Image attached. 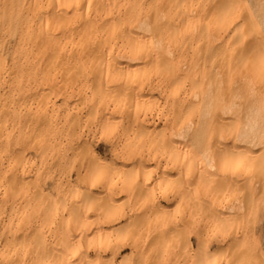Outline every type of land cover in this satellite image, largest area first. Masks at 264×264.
Here are the masks:
<instances>
[{
  "label": "bare ground",
  "instance_id": "bare-ground-1",
  "mask_svg": "<svg viewBox=\"0 0 264 264\" xmlns=\"http://www.w3.org/2000/svg\"><path fill=\"white\" fill-rule=\"evenodd\" d=\"M247 2L245 0H0V72L4 71L9 78L6 82L0 81V196L3 198L0 201V210L7 209V227L11 226L16 216L15 202L21 198L30 202L29 196H24L23 193L21 186L23 179L12 169L16 164L23 163L27 147L35 150L36 156L41 161V167L44 169L46 166H44V160L48 152L55 147L61 148L63 155L53 165L58 166L59 169L62 161L67 163L69 156L70 159L74 158L76 147L79 146V140L82 138L78 137V140L75 141V139L67 138L64 133L65 124L68 125L70 121L68 117L73 115L66 109L67 107L62 109L61 107L40 106L37 111L28 110L24 114L11 111L7 107L9 105L6 104V99L11 97L15 82L22 79L30 80L33 84L29 91L20 92L22 99L29 98L30 95L42 100L41 104L49 105L48 99L51 95L55 96L54 85L50 81L51 74L55 71H72L83 77L82 85L78 87V96L82 97L83 102H85L83 103L84 106L88 105L89 113L99 115L98 118L100 119L98 120L101 122L99 127L102 130L110 131V126L114 123L113 119L116 118L117 123L119 122L122 126L126 125L124 127L131 131V135L128 130L124 138L121 136L123 140L121 137L114 138L112 150L114 155L122 153L135 160V167L142 175L139 174L137 180H131L130 184L124 185H121L122 181L118 180L121 187L116 186V183L114 185L111 173L106 175L99 169L96 171L97 164L101 162H99L100 158L97 155L92 158L90 166L87 163L81 164L83 169L84 165L88 166L87 170L84 169L86 174H92V170L96 169H94L91 178H94L97 183L90 179L94 183L90 186L100 184L101 188L107 189L105 197L100 200L101 204H99L100 202L95 203L96 207L99 206L98 209H94V203L88 204H94L93 207L88 208L89 206H87L88 209L84 207L88 212L95 214L97 220L101 221L103 218L105 221L106 217L110 219L113 217L111 211L114 210L115 212V209L122 207L121 210H117L118 213H116L117 211L114 213V216L115 214L119 216L121 213L122 216H120L125 219L124 223H126H123L124 228L139 229L142 224V228L145 227L146 229H144L145 236L151 237L149 247L153 252L159 250L163 235L166 237L175 229H179L180 233L182 229L183 232L185 230L183 225H180L183 224L182 222L178 224L180 222L178 220V222L173 223L177 219L172 220L169 215L166 216L170 222L163 220L167 211L163 212L165 208L155 196V192L163 187L160 182L168 177L166 174H171V176L173 174V177L176 176V180L180 178L178 185L174 186L179 187V190L183 189L182 191L190 190L192 186V188L199 186L198 188L202 189L203 186L204 189L207 186L208 189L204 191V194L207 195L206 192L211 190L210 196L207 197H211L212 190L215 189L213 187L209 190L208 185L216 187L221 183L220 188H223V185L226 187L225 190L234 188L235 194L238 191L247 193L246 198H243L245 199L243 203L246 202L247 205H250L249 203L253 200L251 196L257 191V186L250 184L251 178L253 179L257 174L264 171V8L260 7L261 4L257 3V0L251 6H247ZM144 4L147 5V9L144 14H141L139 7ZM165 10L172 12L173 16H163L162 12ZM8 39H12L13 47L7 64L1 51L3 40ZM201 50L203 53L198 54ZM151 71L154 72V76H157L156 80L153 79L154 76H151ZM86 90L92 93L89 100L84 93ZM153 91H158L162 99L161 112L166 113V119L168 118L166 121L172 125L170 127L169 124V133L171 131L174 133L171 132V135L168 133V138L163 136L161 141L156 140L158 142L156 144L151 141L154 145L152 146L153 149L149 150V152L153 151L150 152L152 156H149V159L156 163V171L159 170V172L155 173L156 171H154L150 175L145 173L148 176L144 177L141 169H144V163L148 162L144 154L147 156L151 154L146 150V153L144 152V148L137 139L140 136L139 132L141 134V130L144 131L143 129H146L148 124L151 127L154 126V122L151 124L147 122V113L151 112L147 101ZM63 106H67L66 102H63ZM3 107H7V110ZM227 111L231 113L227 115ZM150 116L152 117V115ZM224 118L225 121H222ZM187 119L191 121V125L185 131L175 134L174 127L180 126L181 122ZM72 122L75 123L74 120ZM16 124L30 126L33 133L26 139L16 140L11 131ZM238 125H243V129L238 130ZM149 130L150 128L147 131ZM164 130L166 132V129ZM151 133L154 136L158 135H155L154 130ZM108 134H111V131ZM154 136L152 137L153 140ZM170 136H173V140L170 139ZM229 140L232 141L231 151L225 148V144ZM80 143L83 144L82 139ZM84 143H86L85 140ZM159 145L165 152L162 159L160 158L162 163L158 158L161 155L157 156L159 151L156 152ZM209 150H213L212 155L207 154L210 152ZM175 151L176 153L173 154ZM179 151L187 156V161L183 165H180L178 157H176ZM3 156L6 158L5 165L3 164ZM175 158L177 159L175 160ZM53 168L55 169V167ZM23 171L25 172V170ZM75 172V179H80V169ZM41 173L40 175L43 174ZM152 173L156 175H154V179L151 176ZM109 175L111 178L108 177ZM69 177L67 176L65 184L73 188L72 177ZM181 178L186 189L180 187L182 185L180 184ZM88 180L87 182L91 184V181ZM125 181L123 180V182ZM37 188L30 195L32 198H36L33 199L37 204L31 205L30 213L23 221L29 224L33 220L44 219L47 222L59 224L63 219L72 222L79 219L75 223L78 224L77 227L79 228L75 227L72 222L71 224L67 222L71 228H69L70 232H68L69 230H61L62 234H60V230L56 231L55 235L61 236V238L59 237L62 245L60 249H63L62 252H68L67 255L71 256L72 251H67L71 244H78L79 248L81 239L84 238L85 243L90 245L91 241L89 242L88 236L85 235L88 231L85 229L88 228L84 229L85 223L89 220L84 219L88 212L83 216L85 210L79 208L84 206L83 202L87 201L84 200L81 204L80 199H77L80 202L79 207L78 205L75 206V203L70 205L74 200L68 204L70 206H67L65 201L60 200L57 201L58 203H53L55 201H51L43 193V189L38 190ZM169 189L171 190V187ZM87 190L85 189V191ZM174 190L177 191L175 188ZM174 190L172 192H175ZM83 192L82 190L80 196L86 198L88 193L81 195ZM121 192L131 193L133 200L131 199L127 204L118 205L120 207L117 208L113 200ZM197 192L195 195L199 194ZM178 193L180 192L177 191L176 194L173 193L168 197L169 195L164 192L166 202L169 204L177 199H183L182 202H184V194ZM214 194L215 197L212 196L209 199L211 201L209 208V203L205 201L204 197L203 199L199 195L194 197L195 206L192 205L191 210L189 209L190 216L201 208L199 212L204 211V215L202 213L204 220L221 222L223 225L226 223V228L229 224L234 226V221L235 228L238 224L241 225L244 211L240 202L239 205L236 204L237 206H234L235 204L228 207L223 205L226 208L225 211H222L220 205H217L220 200H217L216 189ZM88 195L90 196V194ZM133 196H136L134 197L135 200ZM44 198L49 201L47 204L43 203ZM38 200H40V204H38ZM204 202L206 203L204 204ZM203 204L207 208L204 209ZM85 205L87 204L85 203ZM183 206H185L184 203ZM226 212L234 214L235 220L232 218V224L229 223V219L233 215H226ZM160 213H164V215L162 214L163 219ZM158 214L166 224L162 222L164 225L161 224L157 228L154 226L155 228L151 229L150 227L153 225L147 228L149 220L146 221L145 219L149 215L154 219V215L158 216ZM239 216H243L241 224L237 220ZM82 220L86 222L80 225L81 228L84 225L81 232L79 231L82 230L79 222ZM97 220L94 219L95 222L92 220L94 223L92 221L87 222L88 225L90 224L87 226L91 227L90 222H92L95 229L97 222H100ZM142 222L146 223L143 224ZM71 225L75 227L76 231ZM100 225L102 226L103 222L97 224V227ZM7 227L4 230L7 235L3 236L2 244L4 254L16 248L20 238L31 233L30 229H25L23 233L15 234ZM95 230L92 228L91 231H94L93 234L97 236L94 238L97 240L106 231L99 228L95 234ZM177 230L175 232H178ZM77 231L78 234L84 232L83 235L86 237L80 235L79 239L74 238L72 235H75ZM91 231L89 229L87 233L92 235ZM231 232V236L228 234L229 237H232ZM33 234L41 239L40 246L43 245L44 250L50 252L51 250L44 243L42 236L39 233ZM211 238L207 239L208 243L209 241L212 243ZM234 239L226 244V248H230L231 253H234L231 257L218 251L214 258H211L206 250L203 251L204 253L200 250L198 262L200 261V264H264V255L256 246L249 244V247L246 248L247 243L245 241L246 246L243 248L242 242H238V237L235 236ZM107 241V244L104 243V245H109L108 248L111 247L112 249L111 251L109 248V254L113 253L116 245H120L116 243L112 247ZM82 243H84L83 240ZM84 246L80 248L83 247L84 249ZM131 246L135 253L141 249L139 244ZM43 248L37 250L45 252ZM22 249V252H17L18 254L21 253L17 262L11 257L7 259L1 253L0 264H9L11 260L16 262L12 264H30L29 258L32 254L30 255V252ZM97 251L95 250V254L91 256H95V260H93L95 264L107 262V256L106 261L103 260V262L101 253ZM115 251L112 256L119 253V249L116 248ZM170 251H166L169 253L167 254L169 255V257L167 256L168 259L171 258L170 253L173 254L172 250ZM80 252L86 253L79 250L78 256L75 252L76 255L71 258L69 256L68 259L63 254L64 257L60 256L57 264H67L68 262L74 264L71 260L76 261L78 258L76 261L78 264H84V262L87 264L88 261L89 264L91 262L94 264L92 261L94 258L91 257L89 260L88 258L81 260Z\"/></svg>",
  "mask_w": 264,
  "mask_h": 264
},
{
  "label": "rangeland",
  "instance_id": "rangeland-1",
  "mask_svg": "<svg viewBox=\"0 0 264 264\" xmlns=\"http://www.w3.org/2000/svg\"><path fill=\"white\" fill-rule=\"evenodd\" d=\"M245 1H248L246 3L247 6H251L255 0H245ZM257 3L261 4V6H260L261 8L262 7L264 8V0H257ZM146 9H147V5L144 4V5L139 7V12L141 14H144L146 12ZM162 15L165 17H172L173 13L165 10L164 12H162ZM2 44H3V49L1 51V54H2V57L5 60V62L8 64L11 53H12V47H13L12 39L3 40ZM201 53H203V50L198 52V54H201ZM150 74L152 77L154 76V72L151 71ZM156 77L157 76H154L153 79H155ZM8 79L9 78L4 71L0 72V81L1 82H6ZM82 80H83V77L80 76L79 73H73L72 71L71 72L55 71L54 73H52L50 81H51V84L54 85L55 96L54 95L50 96V98L48 99L49 105L48 104L47 105L41 104L42 100H40L38 97H32L30 95H29V98L27 97L25 99H22L20 97V92H22V91L27 92V91H29L30 88L33 87L32 82L30 80H26V79H22L21 81H19V80L16 81L14 84L15 86H13L14 88H13L11 97L6 99V104L9 105L7 107H9L11 111H14L16 113H21V114L26 113L28 110H31V112H35L39 109L40 106L55 107V108L61 107L62 109L64 107L65 108L67 107L66 109L69 110L70 112H72L73 115L68 117V119L70 121H69L68 125L65 124L66 130L64 131V133H65L67 138L75 139V141L78 137H82L81 139L83 140V144H84L83 145L80 143L81 142V139H80L79 140L80 144L78 143L79 146L77 145L78 147H76L77 150L75 151L74 158L70 159L71 157L69 156V158H67V161H66L67 163H64L65 161H62L61 165H60L61 167H59V169H58V166H53L55 164V161L63 155L62 149L57 148V147H55L53 150L49 151L47 156L45 157L44 166L46 165L45 166L46 170L43 167H41L42 166L41 161L36 156L35 150H33V148H31V147H27V149L25 151L26 152L25 153V160L23 161V163L16 164L14 166V168H12L18 174V176L23 179L21 182V186L23 188V193H24V196H27V195L29 196L30 202L25 201L23 198H21L15 202L14 207H15L16 216L13 219L10 227H7V209L4 208V209L0 210V254L2 253L4 255V257H6L7 259H9L11 257V259L13 258L12 260L17 262L19 260L18 256H20V254H21V253L20 254H18V253L22 252L21 251L22 248H23L22 250L25 249L27 252H30V255L32 254L29 258L30 264H57L58 261L60 260V258L64 257L63 254L67 256V259L70 256V255H67L68 252H66V251L62 252L63 249L62 250L60 249L62 247L61 239H60L61 236H56L55 233L57 230H60V232H59L60 234H62L61 230L68 231L70 228L68 223L71 224L72 221H68V219H65V220L63 219L62 221L59 222V224L58 223H50L49 221L47 222L44 219H40V220L36 219V220L31 221L29 224H26L23 221L26 217H28L30 210H31V205L33 206V205L37 204L36 202H34V200L36 198L33 197V198H35V199H33L32 196H30V195H32V193H34V191L36 190L37 187H38L37 188L38 190L43 189V191H44L43 193L45 195H47L51 201H55L53 203H58L60 200V201H65L67 206L73 205V203H75L74 205L77 206L78 204L80 205L79 201H81V204H82V202L85 200L88 203L83 202L84 206L79 207V205H78V207L79 208H84V207L87 208V206H89L88 208H90L91 206L93 207L94 204L97 202H100L99 204H101L100 200L105 197V195H106L105 192H107V189L104 190L103 188H101L102 186H99L100 184L99 185L95 184V186H90V185H94V183H97L94 181L95 180L94 178L93 179L91 178V177H93L92 176L93 171H95L96 169H97L96 171L101 170V171H103L102 173L105 172L106 175L108 173L109 174L111 173L112 178L110 175L108 177L113 179L112 181L114 182V185H115V183L117 184L116 186H120L119 181H122L121 185L130 184L131 180H137V178L140 174L138 168L135 167V163H136L135 160H133L132 158H130L128 156L123 155L122 153L121 154L118 153V155H114L113 150H112L114 147V146L112 147V144L114 145V142H112V141H114V138L116 139L117 137H121V136L124 138L125 133H128L126 131H128L129 128L127 129V127H124L126 125L122 126L119 122L117 123L116 121H118V120H115L116 118L113 119L114 123L112 124V126H110L111 127L110 128L111 134H108L110 131L106 132L105 131L106 129L102 130L99 127V125H101V122H99L100 120H98V119H100V118H98L99 115L89 113L88 108H87L88 105L84 106L83 103H85V102H83L81 96H78V87H80V85H82V82H81ZM30 93H31V91L29 92V94ZM84 93H85V96L88 100L91 99L92 93L89 90H86ZM63 102H66L67 106L62 107ZM147 103H148L149 108L151 109L150 111L152 112V114H151V112L147 113V116H148L147 122L150 124L154 122L153 123L154 126L151 127V125L148 124V127L146 129H143L144 131L141 130V134L139 132V135H140V136H138L139 138L137 137L139 144L141 143V146L144 148L143 149L144 152H145V150H146V152H149L150 149H153L152 146L154 144L158 143V142H156V140L161 141L160 139H162L163 136L165 138H168L169 137L168 135L172 132L171 131L169 133L170 127L172 125L168 121H166V120H168V118L166 119V113L161 112L162 111V99H161L158 91L157 92L153 91V93H151L150 98L147 101ZM7 107H3V108H5V110H7L6 109ZM153 113H154V115H153ZM161 113H162V115H161ZM230 113H231L230 111H227V115H229ZM149 115H152V117H154V118H152L150 116L152 118L151 119L149 117ZM169 119L171 120V118H169ZM73 120L75 121V123L72 122ZM165 121L168 123H166ZM222 121H225V118ZM169 124H170V127H169ZM189 125H191V121L187 119L185 121H182L180 126H176V127H178L177 128L178 130L176 129V127H174L173 131H176L175 134L181 133L182 131H185V129H187ZM242 127H243V125H238L237 129L238 130L243 129ZM102 128H103V126H102ZM148 128H150L149 131H147ZM125 129H127V130H125ZM151 129H152V131H151ZM164 129H166V132ZM153 130L155 131V135L158 134L161 136H158V135L154 136V134L151 133V132H153ZM11 131H12L13 137L16 140L17 139H20V140L26 139V138L30 137V135L33 133V130L31 129V127L26 125V124H16L12 127ZM162 131H164V132H162ZM172 133H174V132H172ZM129 134L131 135L130 130H129ZM103 136H106V137L104 138ZM153 136H154L155 142L152 138ZM122 137H121V139H122ZM170 139L173 140V136L172 137L170 136ZM84 140L86 143H84ZM175 140H176V138H175ZM151 141L154 144H152ZM237 145H239V144H237ZM159 146L157 147V150H156L157 153L159 151V153H158L159 155H157V153H156V155L157 156L161 155L158 158L162 163L163 161L161 159H162L163 153H165V152H164V150H162V147L161 146L159 147ZM239 146H242V145H239ZM148 147H149V149H148ZM116 148L119 149V147H116ZM225 148H227L228 151L232 150V141L231 140L226 142ZM147 149H148V151H147ZM160 151H161V153H160ZM150 152H153V151L151 150ZM150 152H149V154H151ZM212 152H213V150H211L207 154L210 153L212 155L213 154ZM175 153H176V151L173 154H175ZM94 155H97L100 158L99 162L100 161L101 162L99 164H97L98 166L96 169L94 168L95 170L94 169L92 170V174H88V173L86 174L84 171H86L88 166H90L92 164L91 161L93 160L92 158H94ZM177 155L178 156H176V157H178V162L180 163V165H183L184 162L186 163L187 156L185 154H183V152L179 151L177 153ZM149 156H152V154L148 155V156L146 154H144V157L146 158V160H148V162L144 163L146 165V168L144 165V167H143L144 169H141V171H142L141 173L144 174V177L148 176L145 173H149V175H150V173L156 171V168H157L155 166L156 163H154V161H151V159H149ZM2 158H3V164L5 165L6 164V158L4 156ZM176 159L177 158H175V160ZM72 163H73V165H72ZM82 163L88 164L87 167L84 165V169H86V170L83 169ZM53 167H55V169ZM41 168H43V169H41ZM78 169H80V179L79 178L75 179L76 178V175H75L76 172L75 171H78ZM23 170H25V172ZM37 170H38V172H37ZM157 171L159 172V170H157ZM157 171L155 173H158ZM40 173L42 175H40ZM81 174H82V177H81ZM69 175H70V177H72V181L74 182V183L72 182L73 188H71L70 185L68 186L67 184H65L67 176L69 177ZM154 175L155 174H153V173L151 175L153 179L156 176V175L155 176ZM166 175L168 176V177L165 176V177H167V178H165L167 180H165L163 178L164 180H161L162 183L160 182V185H162L163 187L159 191L157 189L156 190L157 193L155 192V196H157L159 201L162 202L163 207L166 209V210L163 209L164 210L163 212L165 213L167 211L165 213L164 219H163L164 213H160V215L163 214L162 219L165 222L169 218H172V220L177 219L173 223H175L176 221L178 222V220L180 221V222H178V224H180L182 222L183 224H180V225H183V227L185 229L184 232H183V229L181 230L182 231L181 233L179 232V229L178 230L175 229L178 232H175V230L174 231L172 230L173 233H172V231H171V233L169 232L170 234H168V235L166 234L167 235L166 237H165V235H163L164 237H162L163 239L160 243L159 250H157V251L154 250V252H153L151 250V247H149L151 245V237L149 236V238H148L145 236L144 231L146 229H145V227L142 228V224H141V227L139 226V229L134 228V227L133 228H124L123 225L126 223H124L125 219L123 217L121 218V216H122L121 213L119 212L120 213L119 216H117L118 214H115V216H114V213L117 210H119V209L121 210V208H122V207H120L121 205H124V203L127 204L132 199L131 193L128 194L126 192H123V193L121 192V193H118L113 200L115 205H117V208H119V207L120 208L115 209V212H114V210L111 211L113 213L110 212L111 216H113V217L110 216L111 217L110 219H108L109 217H106L105 221L103 218L102 219L100 218L101 221L98 219L100 221L99 223L103 222V225H102L103 227L101 225H100V227H97V224L99 225L98 222L95 226L96 230L99 228L106 230L105 232L103 231L104 233H102V235H101L102 236L100 238L101 241H100V239L97 240L96 238H94V236L95 237H97V236L93 234L94 231L93 232L91 231L92 228H93V230H95L93 227L94 224L92 225V222L94 221V219L97 220L95 214L93 215L92 212H88V210H86V208L83 209V210H85L83 216H85V213L88 212V214L84 217V219L85 220L89 219L87 221L88 223H89V221H92V220L93 221L90 222L91 227H88L90 224L88 225V223L85 220H82L81 222H79V226L82 225L83 222L87 223V224L85 223V227H84V225H83V227H84V229L87 227L88 229H85V230H88V231L90 229L92 235H89L87 233L88 231L86 232L85 235L88 236V238H89L88 241L89 242L91 241V242L89 245V243L87 241L88 238L85 239L88 244L85 243L84 238L81 239L82 245L79 244V248L81 246H84V243H85L84 249H83V247L79 249L77 246L78 244H76V245L71 244L67 250L70 252L72 251L70 258L73 257L74 255H76L77 252L79 254V250H80V251H84L87 253V255H86V253L82 254V252H80L81 260L83 258L84 259L88 258V260H89V258L91 256H93V254H95L94 253L95 250L96 251L98 250L99 252L98 251L97 252L101 253V255L103 257L102 261L103 260L106 261L105 259L107 256V262L103 261L104 262L103 264H107V263H110V264H195V263L197 264L198 263V264H200V261L198 262V260H199V258H198L199 254L198 253L200 250L202 252L204 250H206L208 252V254H210L211 258H214V256L216 255V253H218V251H221V253L223 252L224 254L226 253L227 254V255L225 254L226 256L230 255V257H231L232 255H234V253H231L232 251L230 248H226V244L230 243L229 241L233 240L235 238V236L238 237V242H240V243L242 242L241 246H243V248H245V246H246V244H244V242L246 241V243H247L246 248L249 247V244H250V246L254 245L258 248V250L261 252V254L264 255V171L262 173L257 174L255 177H253V179L251 178L250 184H254L255 186H257V191L254 194H252L251 197L253 198V200L251 203H249L250 205H247L246 202L243 203V201H245V199H243V198L244 197L246 198L247 193L244 194V193H242V191H238V193L235 194L236 191L234 188H232V189L230 188V190L229 189L225 190V188H226L225 185H223V186L221 185L223 188H220L221 183L219 185H217L216 187L213 185L212 186L208 185V187H210L209 190L213 189V187L216 189V193L218 194L217 200H220V203H217V202L216 203H217V205H220L222 211H225V208L228 206H232V204H235L234 206H237L236 204L239 205V202H240V205H242V207H243L242 210L244 211V215H243L244 217L239 216L240 218L238 217L237 220H239L240 224H241L242 217H243V223L241 225L238 224L239 226L237 225L236 228H235V221L233 224L234 226L229 224L228 228H226L225 227L226 223H224V225H223L221 222H216V221H210L209 222L207 220H204V218H202L203 217L202 213L204 215V211L199 212V210H201V208L197 211L195 210L196 211L195 214H193L191 212L193 215L190 216L189 209L191 208L192 205L195 206L194 197H197L198 195L202 199L204 197L205 201L209 203L208 204L209 205L208 208H209L211 206L210 205L211 201L209 199H211L212 196L215 197V194H214L215 189L212 190L213 191L212 193L214 195L212 194L211 197H207V196H210L209 193L211 192V190H210V192L209 191L206 192V193H208L207 195L204 194V191H207V189H208L207 186L205 189H204V186H203V189L198 188L199 186L198 187L194 186V188H192L193 187L192 186L191 189L189 190L183 186V184H182L183 179L181 178L180 184H182V185L180 187L186 189V190L182 191L183 189L179 190V187H176L178 185L177 183L180 180V178H178L176 180L175 179L176 176L173 177V174H172V176H171V174H166ZM88 177H89V180H88ZM90 179H92L94 181V183ZM143 179H147V178H143ZM87 180L91 181V184H89L87 182ZM123 180H126V181L123 182ZM127 181H129V182H127ZM87 183H88V185H87ZM163 183H164V185H163ZM174 185H176V186H174ZM88 186H90V187H88ZM170 187H171V190L169 189ZM172 187H174L175 189H177L178 192H180L178 194H181V192L184 194V195L181 194V195H183V197H185L184 202H182L183 199H177L176 201H172L169 204L166 202V200L164 198V192H165V194L167 193L166 195H169L168 197H170V195H172L173 193L176 194V192H177ZM87 188H88V190H87ZM94 188H96V189H94ZM85 189L87 191H85ZM102 189L104 190V192ZM82 190L84 192L81 195L88 193V194H90V196L88 194H86V198H81L80 193H82ZM89 190H90V192H89ZM173 190L175 192H172ZM169 191H170V193H169ZM197 191H199V192H197ZM160 192H161V194H160ZM186 192L188 193V195ZM196 192L199 194L195 195ZM192 194H193V196H192ZM162 195H163V197H161ZM24 196H22V197H24ZM87 196H89V197H87ZM91 196H92V198H91ZM125 196H126V198H125ZM82 197H85V196H82ZM134 197H136V196H133V198ZM2 199L3 198L0 196V201ZM77 199L78 200L80 199V200L78 201ZM106 199H108V197ZM43 200H44L43 203L45 202V204H47L49 202L46 200V198H44ZM72 200H74V202ZM134 200H135V198H134ZM190 200H191V202H190ZM38 201H37L38 204H40V200H38ZM71 201H72V204H70ZM121 202H122V204H120ZM186 202L188 205L186 204ZM206 202H204V204ZM85 203L87 205H85ZM89 203H94V204L88 205ZM107 203H109V202H107ZM183 203L185 206H183ZM68 204H70V205H68ZM118 205H120V206L118 207ZM223 205H225V206L227 205V206L225 207ZM178 206H180V207H178ZM204 206H205L204 209L207 208L206 205H204ZM94 207H95L94 209H98L99 206L96 207V204H95ZM182 207H183V210H181ZM184 207H185V209H184ZM222 207H224V208H222ZM186 208H188L187 211H186ZM204 209H202V210H204ZM180 211H181V213H179ZM110 213H109V215H110ZM116 213H118V211ZM160 215L159 214H158V216L154 215V217H153L154 219H152L150 217L151 215H149L147 217V219H145L146 221L149 220L148 221L149 223L147 222L148 226L146 224L147 228H149V226H151V225H153L150 227L151 229L154 226H156V228H157V226H161V224H163L164 221L161 219ZM166 215L167 216L169 215V218ZM226 215H229V216L233 215L231 217V219H229L230 220L229 223L232 224L231 220H232V218H234V214H232V213L230 214V213L226 212ZM229 216H227V217H229ZM93 217H95V218H93ZM115 217H117V218H115ZM155 219H157V220L155 221ZM192 219H194V220L192 221ZM77 220L79 221V219H77ZM77 220H76V222H77ZM172 220H171V223H172ZM185 220H186V222H185ZM234 220H235V218H234ZM76 222H72V224H74L75 227H77V225H78V224H75ZM104 222H106V223H104ZM154 222L155 223L157 222V224H155ZM168 222H170V220H168ZM142 223L145 224L146 222L145 223L142 222ZM208 223H210V224H208ZM164 224H166V223H164ZM185 224H187V225L185 226ZM240 226L242 227V229ZM6 227L11 229L12 233H15V234H18V233L20 234V232L23 233V231L25 229H28V230L30 229L31 233L27 234L23 238H20L19 241L17 242L16 248L11 249L9 252H5V254H4L2 252V244H3V236L7 235V233L4 232ZM71 227H73V226L71 225ZM75 227H73V229H75ZM122 227L124 228V230ZM230 227H232V228H230ZM77 228H79V227H77ZM80 228H81V226H80ZM225 228H226V230H225ZM230 229L233 231L231 232ZM240 229H241V231H240ZM96 230H95V234H96ZM197 230H199V231H197ZM227 230H228V233H227ZM74 231H76V229ZM79 231L82 232L83 229L79 230ZM68 232H70V230ZM230 232H231L233 238L228 236V234L230 235ZM33 233H39L42 236L44 243L47 245V247L50 248V250H51L50 252H47L48 250L45 251L44 248L42 247L43 245L40 246L41 245L40 244L41 239ZM73 233H71V234H73ZM80 233L78 234V231H77V232H75V235H72V236H74V238H76V237L78 238V237H80V235L82 237L85 236V235H83L84 232H83V234H80ZM98 234L100 235V233H98ZM99 235H98V238H99ZM243 235L247 238H245ZM209 237H212L211 238L212 243H210V241L208 243L207 239ZM241 238H242V240L244 239V241H242ZM91 239H93V240H91ZM82 240L84 243H82ZM105 240L106 241L108 240L107 242L110 243L112 247H114L116 243L120 244V245H118L120 247H118L117 245L114 247L115 250H116V248L119 249V253L117 255L112 256V255H114V252H116L114 249H113V253L109 254V251H110L109 248L111 249V247L108 248L109 245L108 246L104 245V243L107 244ZM109 240H110V242H109ZM98 241H99V243H98ZM135 244L141 245V249H139L136 253L134 251H132L133 249L131 246V245H135ZM198 244H199V246H197ZM72 245H74L75 247ZM39 248H41V250L43 248V250L45 252H43L41 250L38 251ZM73 249H75V250H73ZM106 249H108V250H106ZM170 250H172L173 254L170 253L171 258L168 259L169 255H167V254H169V253H167L166 251H170ZM111 251H112V249H111ZM173 251L175 252V254ZM75 252H76V254H74ZM155 252H157V253H155ZM207 252H205V253H207ZM78 254L76 256H78ZM84 255H86V257H84ZM108 257H109V259H108ZM75 258L77 259V257H75ZM91 258H94V259H92V261L95 260V256L91 257ZM12 260L10 262L11 264L16 263ZM81 260H79V261H81ZM71 261H73L74 264L76 262L73 259ZM71 263L68 262L67 264H71ZM76 264H78V263L76 262ZM84 264H86V263L84 262ZM87 264H89V261ZM90 264H92V262ZM94 264H95V262H94Z\"/></svg>",
  "mask_w": 264,
  "mask_h": 264
}]
</instances>
